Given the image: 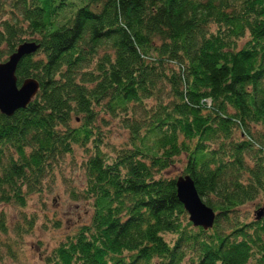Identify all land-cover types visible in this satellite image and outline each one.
Returning <instances> with one entry per match:
<instances>
[{
	"label": "trees",
	"instance_id": "16d2710c",
	"mask_svg": "<svg viewBox=\"0 0 264 264\" xmlns=\"http://www.w3.org/2000/svg\"><path fill=\"white\" fill-rule=\"evenodd\" d=\"M30 41L14 74L37 90L0 112V203L78 147L92 206L45 264H264V0H0V62ZM185 174L208 228L178 199Z\"/></svg>",
	"mask_w": 264,
	"mask_h": 264
},
{
	"label": "rangeland",
	"instance_id": "374dc122",
	"mask_svg": "<svg viewBox=\"0 0 264 264\" xmlns=\"http://www.w3.org/2000/svg\"><path fill=\"white\" fill-rule=\"evenodd\" d=\"M106 128L111 141L127 139V131L117 122ZM81 156L78 147L71 155L63 156L52 177L45 180L40 191L29 194L23 205L0 203L5 227L0 230V264H45L43 256L64 234L88 218L92 206L76 193L82 179ZM179 168L174 165L170 174H177ZM262 202L256 198L239 209L252 216Z\"/></svg>",
	"mask_w": 264,
	"mask_h": 264
},
{
	"label": "water",
	"instance_id": "95a60500",
	"mask_svg": "<svg viewBox=\"0 0 264 264\" xmlns=\"http://www.w3.org/2000/svg\"><path fill=\"white\" fill-rule=\"evenodd\" d=\"M37 44L33 41L19 44L15 51L0 62V112L10 115L17 108L24 107L37 90L38 83L33 78H24L17 85L14 74L17 61L33 52ZM177 196L188 212V217L196 226L208 228L212 225L216 213L198 194L193 180L188 174L179 175L176 179ZM260 210L258 214H262Z\"/></svg>",
	"mask_w": 264,
	"mask_h": 264
}]
</instances>
